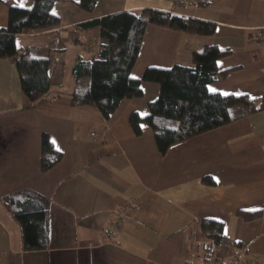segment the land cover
Wrapping results in <instances>:
<instances>
[{
  "label": "crops",
  "instance_id": "obj_1",
  "mask_svg": "<svg viewBox=\"0 0 264 264\" xmlns=\"http://www.w3.org/2000/svg\"><path fill=\"white\" fill-rule=\"evenodd\" d=\"M79 0L57 2L59 26L19 33L18 46L51 55L53 88H72L71 69L81 55L93 58L106 40L81 22L145 7L170 10L216 23L213 35L190 34L149 23L131 70L193 64L194 51L217 43L233 48L221 69L239 66L211 81V91L264 98V0ZM0 0V26L10 3ZM141 96L123 98L106 118L96 104L73 105L71 97L33 105L21 86L14 58L0 57V264H223L238 247L264 262V109L179 141L162 154L148 123L136 134L133 111L149 113L160 84L142 80ZM49 132L63 158L41 169V136ZM210 175L215 183L203 181ZM33 188L50 198L49 246L24 250L21 227L2 203L7 193ZM121 230H108L123 206ZM263 209L246 220L238 209ZM204 218L224 222L232 246H220L202 229ZM215 255V257H213ZM224 261V262H223ZM223 262V263H222Z\"/></svg>",
  "mask_w": 264,
  "mask_h": 264
},
{
  "label": "trees",
  "instance_id": "obj_2",
  "mask_svg": "<svg viewBox=\"0 0 264 264\" xmlns=\"http://www.w3.org/2000/svg\"><path fill=\"white\" fill-rule=\"evenodd\" d=\"M61 1L66 0H35L31 7L10 3L8 23L0 26V57L14 58L22 89L33 105L44 98L68 94L73 105L96 104L109 118L123 98L143 94L142 80L158 82L160 93L149 103V113L141 115L133 111L129 120L138 135L143 131V123L152 127L162 154L179 141L264 109V98L209 89L211 81L220 80L239 67L221 69L218 66L219 58L232 53L233 48L229 45L207 44L203 49L194 51L192 65L148 66L142 77H134L131 70L149 23L190 34L213 35L216 31L214 21L153 7H145L138 13L121 10L78 24L87 30L99 28L106 42L101 44L95 57L79 55L76 58L71 69L70 90L53 88L49 72L51 55L37 54L30 48L23 51L16 42V36L59 26L61 17L52 11V6ZM97 1L79 0L78 3L90 10ZM197 2L205 3L203 0ZM41 150L42 171L51 169L64 156L47 131L41 136ZM202 179L215 183L210 175H204ZM1 200L21 227L23 249L47 248L50 241V198L36 189L23 188L5 194ZM237 212L250 220L262 216L263 209L240 208ZM202 229L216 243L225 237L224 222L221 220L204 218Z\"/></svg>",
  "mask_w": 264,
  "mask_h": 264
},
{
  "label": "built area",
  "instance_id": "obj_3",
  "mask_svg": "<svg viewBox=\"0 0 264 264\" xmlns=\"http://www.w3.org/2000/svg\"><path fill=\"white\" fill-rule=\"evenodd\" d=\"M189 0H176V3L180 4L183 2H187ZM133 206V202H130L129 204H126L121 208V210L116 214V217L111 222V225L108 230V235L111 237L113 234L123 227V222L125 220V214L127 212V209ZM220 246H232V243L230 242L228 237H224L222 241L219 243ZM215 257V255L213 256ZM230 260L225 261L223 264H264L259 259H255L252 257H248L246 253V249L244 247H238L237 250H234L231 254Z\"/></svg>",
  "mask_w": 264,
  "mask_h": 264
}]
</instances>
